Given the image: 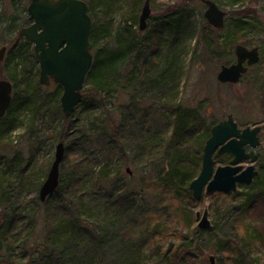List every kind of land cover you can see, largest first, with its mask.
I'll return each instance as SVG.
<instances>
[{"label": "trees", "instance_id": "1", "mask_svg": "<svg viewBox=\"0 0 264 264\" xmlns=\"http://www.w3.org/2000/svg\"><path fill=\"white\" fill-rule=\"evenodd\" d=\"M83 1L92 20L88 40L93 61L74 113H82L101 140H109L110 144L117 139L136 141L130 159L122 164L136 168L141 162H150L153 171L133 182L126 176L131 172L129 168L124 172L119 165L113 168L101 164L95 169L82 151L84 135L69 128L65 139L71 141V147L62 142L64 160L53 197L40 203L36 195L31 201L34 208L41 205L45 209V234L37 239L31 227L33 211L22 216L21 199L22 191L30 186L37 194L50 168L42 173L32 170L42 142L35 115L51 110L47 124L69 125L70 117H64L60 109L62 87L51 84L50 94L40 91L32 78L38 73L31 44L16 39L5 57L10 66L5 79L12 84V99L0 119V264H141L143 249H155L149 231L122 236L123 252L118 257L108 254V246L125 214L134 219V207L141 206L142 192L150 193L154 181L158 188L176 196L183 192L195 204L189 184L199 174L202 151L215 121L195 135L200 123L207 120L206 109L200 103L190 108L181 102L187 72L184 55L194 40L193 52L200 41L211 54L215 46L222 47V43L209 40L218 31L206 23L202 14L196 19L193 12L204 8L199 0L176 1L163 14L150 15L144 31L138 30V21L145 0ZM26 22L14 19L10 27L16 30ZM97 95L108 98L111 109L104 120L95 118L91 122L83 111L89 106L88 100ZM23 113L31 115L29 125L35 128L28 133L31 139H26L27 157L22 155L20 143L5 139ZM196 148L197 154L193 152ZM217 160L225 164L231 156ZM87 184L91 191H85ZM181 249L179 245L166 250V264H183L191 258L182 255Z\"/></svg>", "mask_w": 264, "mask_h": 264}, {"label": "rangeland", "instance_id": "2", "mask_svg": "<svg viewBox=\"0 0 264 264\" xmlns=\"http://www.w3.org/2000/svg\"><path fill=\"white\" fill-rule=\"evenodd\" d=\"M176 1L180 0H150L151 15L163 14ZM211 1L223 10L226 16L222 29L215 30L218 31L217 35L210 36L209 40L218 41L223 46H215L211 54L200 41L193 52L195 40L191 42L186 50L187 54L184 55L187 72L183 80L181 102L190 108H195L200 103L206 109L204 114L207 120L200 123L195 135L204 132L210 121L214 120L217 123L225 120L228 115H232L242 128L258 126L259 145L254 151L259 153V157L253 162L258 174L250 185H238L233 193L215 192L204 195L200 201H195L194 205L183 192L176 196L158 188L157 182L152 181L150 193L142 192L141 206L134 207L137 209L133 212L134 219L130 220L125 214L121 224L117 225L108 246L110 256L118 257V254L123 252L122 236L130 234L134 236L149 231L154 239L155 249L151 250L148 246L143 249L140 256L141 264H166L168 259L164 256L165 251L177 248L179 245H182V255L191 256L183 264H210V256L214 258L215 264H264V0ZM28 2L29 0H15L14 3L12 0H0V49L6 47L3 60L0 61V79H5L7 68L10 67L5 61L10 45L16 39L17 42L23 41L18 32L25 23L16 30L10 27V23L14 19L18 23L27 19ZM193 13L198 19L199 15H203L204 8ZM236 45L248 49L257 48L259 61L248 68L237 84H221L217 82L216 74L221 65L235 62ZM38 70L36 64L37 73ZM32 78L43 94L52 92L50 86L39 84L38 74L37 77L34 75ZM33 86L35 87L34 84ZM88 104L83 112L89 116L91 122L95 118L104 120L108 117L107 112L111 109L108 98L97 95L92 100H88ZM50 111L42 110L35 115L36 127L40 130L39 139H42V142L36 152L37 163L32 168L34 172L42 173L45 168L50 167L56 143L59 141L65 145L69 143L68 146L71 147V141L65 139V133L72 127L77 129L79 134L84 135L83 141H86V144L82 151L90 159V163L95 165V169L101 164H108L113 168L119 165L120 170L124 172L129 168L131 172L126 173V176L132 178L133 182L140 180L147 172L153 171L154 165L150 162H141L136 168L131 164L128 166L122 164L123 160L130 159V152L134 149L136 141L117 139L115 143L110 144L109 140H101L103 138L97 137L79 112L72 114L69 125L59 122L47 124L52 115ZM30 116L26 113L21 114L16 128L5 138L20 143L19 147L24 157L28 155L26 139H31L28 133L35 130L29 125ZM193 152L197 154V148L193 149ZM217 157L221 156L215 153V166L229 164V161L225 164L218 163ZM248 164L250 162L242 163L244 167ZM88 188L89 184L85 187V191ZM36 195L38 192L36 194L33 186L22 191L21 199L24 201L22 216L26 217L28 212L33 211L34 225L31 227L39 239L40 235L42 237L45 234V209L41 205L33 207L31 201ZM52 197L53 194L48 198ZM44 202L40 201V203ZM205 208L208 210V219L212 228L199 230L195 213L197 211L202 213ZM130 223L133 225L128 227ZM196 229L202 233L196 232Z\"/></svg>", "mask_w": 264, "mask_h": 264}, {"label": "water", "instance_id": "3", "mask_svg": "<svg viewBox=\"0 0 264 264\" xmlns=\"http://www.w3.org/2000/svg\"><path fill=\"white\" fill-rule=\"evenodd\" d=\"M199 1L204 6L203 18L206 23L214 30L222 29L226 13L211 0ZM26 13L31 24L21 28L18 35L33 45L34 59L39 68V84L49 86L52 82L62 87L59 105L63 116L69 118L81 103L85 79L93 61L88 40L92 20L87 13V5L83 0H29ZM150 15V0H145L138 21L139 31L146 29ZM4 52L5 47H2L0 60ZM234 55V63L220 66L216 74L217 82L237 84L248 68L259 61L257 48L236 45ZM11 98V83L0 80V119L8 111ZM259 132L258 126L239 127L232 115L210 129V136L202 151L199 174L189 184L195 201L215 192L233 193L238 185L253 182L258 174L253 162L259 157V153L254 151L259 145ZM246 147L249 151H246ZM64 153L63 143H58L52 164L38 190L41 202L51 196L59 185V167ZM215 153L228 154L232 159L229 164L215 166ZM243 162L250 164L244 167ZM208 215L207 208L202 213H195L197 229L212 228ZM209 262L215 264L212 256Z\"/></svg>", "mask_w": 264, "mask_h": 264}, {"label": "flooded vegetation", "instance_id": "4", "mask_svg": "<svg viewBox=\"0 0 264 264\" xmlns=\"http://www.w3.org/2000/svg\"><path fill=\"white\" fill-rule=\"evenodd\" d=\"M31 24V22L28 20V18H27V22L25 23V25L24 26H22L21 28H24V27H27V26H29ZM20 28V29H21ZM20 38H22V37H20ZM23 39V41H25L24 40V38H22ZM25 42H27V41H25ZM28 43H30V42H28ZM31 44V43H30ZM3 47H5V46H3ZM31 48H32V51H33V45L31 44ZM5 52H6V47H5ZM5 52H4V54H5ZM3 57H4V55H3ZM3 57H2V59L0 60V61H2L3 60ZM33 58H34V53H33ZM35 60V59H34ZM36 62V61H35ZM36 64H37V62H36ZM0 80H2V79H0ZM6 80V79H5ZM8 81V80H7ZM11 87H12V84H11ZM246 151H249V148L248 147H246Z\"/></svg>", "mask_w": 264, "mask_h": 264}]
</instances>
